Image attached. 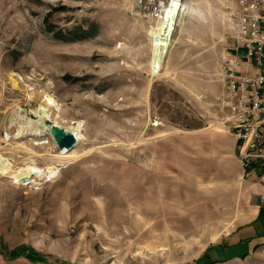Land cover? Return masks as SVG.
Returning <instances> with one entry per match:
<instances>
[{
	"label": "rangeland",
	"instance_id": "rangeland-1",
	"mask_svg": "<svg viewBox=\"0 0 264 264\" xmlns=\"http://www.w3.org/2000/svg\"><path fill=\"white\" fill-rule=\"evenodd\" d=\"M181 2L156 69L167 18L149 4L0 0V264H186L215 212L232 227L239 180L220 102L232 1ZM51 124L79 125L83 141L64 153ZM29 165L44 175L19 172Z\"/></svg>",
	"mask_w": 264,
	"mask_h": 264
},
{
	"label": "built area",
	"instance_id": "built-area-1",
	"mask_svg": "<svg viewBox=\"0 0 264 264\" xmlns=\"http://www.w3.org/2000/svg\"><path fill=\"white\" fill-rule=\"evenodd\" d=\"M167 6L160 0H138L155 21ZM227 21L233 24L232 53L222 59L220 75L224 84L225 129L236 142V158L242 180L253 178L263 191L264 206V0H231ZM242 50V52L240 51Z\"/></svg>",
	"mask_w": 264,
	"mask_h": 264
},
{
	"label": "crops",
	"instance_id": "crops-1",
	"mask_svg": "<svg viewBox=\"0 0 264 264\" xmlns=\"http://www.w3.org/2000/svg\"><path fill=\"white\" fill-rule=\"evenodd\" d=\"M231 149L236 159V176L239 180L233 208L227 214L232 227L221 230L222 217L215 212L212 220L218 218L219 224H215L213 231L202 235L203 248L186 264H264V206L258 202L263 188L253 178L242 180L234 138L231 140ZM189 219L202 221L205 215L199 213Z\"/></svg>",
	"mask_w": 264,
	"mask_h": 264
},
{
	"label": "bare ground",
	"instance_id": "bare-ground-1",
	"mask_svg": "<svg viewBox=\"0 0 264 264\" xmlns=\"http://www.w3.org/2000/svg\"><path fill=\"white\" fill-rule=\"evenodd\" d=\"M182 6H183L182 2L179 3L178 1H172L170 3V5L166 9H164L161 18L158 19V23H159V22H162L164 19L167 18V20H166L167 23H166V30H165L166 34H165V37L164 38H160L155 43V51H154V60H153V62H154V66H155L156 69L159 67L161 60L164 58V54H165L166 48H167L168 37L171 36L172 29H173L174 23H175L176 15H177V20H178V16H179L180 11L182 10ZM21 117L22 116H20L19 118H21ZM21 120H22V118H21ZM24 124H27L28 126L30 124V126L33 125L36 128L37 126H40V125L43 124V119L40 118L36 122L35 121L34 122L30 121V122H27V123H24ZM37 128H39V127H37ZM80 129L81 128L78 125L77 127L73 128L71 130H66V129L65 130L67 132H71L74 135L76 141L78 143H80V142L83 141V139H82L83 135H81ZM46 132H48V131H46ZM53 146H56V145L53 143ZM60 150H63V149H60ZM68 152H69V150H64V153H68ZM2 166L4 167L6 172L10 171L11 168H12L10 164L4 163V162H2ZM22 171H25V173L27 175H31L34 171H36V173H34L36 175L33 178L34 181L37 180V179H40L44 175V173H42L40 170H38L37 168H35L33 166H30V165L27 166L25 169L22 168V170H20L19 172H22Z\"/></svg>",
	"mask_w": 264,
	"mask_h": 264
},
{
	"label": "water",
	"instance_id": "water-1",
	"mask_svg": "<svg viewBox=\"0 0 264 264\" xmlns=\"http://www.w3.org/2000/svg\"><path fill=\"white\" fill-rule=\"evenodd\" d=\"M44 128L49 132L54 144L59 149L71 150L75 146L76 139L71 132H67L65 129H62L54 124L44 125Z\"/></svg>",
	"mask_w": 264,
	"mask_h": 264
},
{
	"label": "trees",
	"instance_id": "trees-1",
	"mask_svg": "<svg viewBox=\"0 0 264 264\" xmlns=\"http://www.w3.org/2000/svg\"><path fill=\"white\" fill-rule=\"evenodd\" d=\"M26 255L25 256H27L28 258H30L31 260H37V259H39V260H43V258L41 257V256H35V255H33V254H29L28 252L27 253H25ZM20 255V253H18L16 256L18 257ZM15 256V257H16Z\"/></svg>",
	"mask_w": 264,
	"mask_h": 264
}]
</instances>
